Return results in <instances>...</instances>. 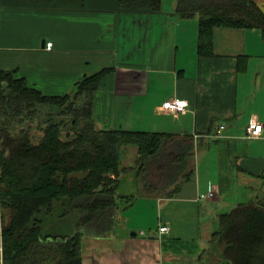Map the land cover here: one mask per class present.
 I'll return each mask as SVG.
<instances>
[{"label":"crops","instance_id":"1","mask_svg":"<svg viewBox=\"0 0 264 264\" xmlns=\"http://www.w3.org/2000/svg\"><path fill=\"white\" fill-rule=\"evenodd\" d=\"M254 1L264 10V0ZM175 11L176 0L160 11L121 0H0V70L47 95H73L83 78L108 69L80 98L91 100L97 128L195 140L193 177L173 197L123 206L113 231L83 239L82 264H225L205 253L219 215L264 201V129L245 137L252 119L264 124V33L215 27L212 53L201 55L198 20ZM174 99L187 100V110L163 108ZM128 151L134 163L125 167L138 158L136 146Z\"/></svg>","mask_w":264,"mask_h":264},{"label":"trees","instance_id":"2","mask_svg":"<svg viewBox=\"0 0 264 264\" xmlns=\"http://www.w3.org/2000/svg\"><path fill=\"white\" fill-rule=\"evenodd\" d=\"M121 3L160 11L163 0ZM175 12L198 20L201 55L212 53L215 27L264 33V10L254 0H176ZM108 71L83 78L73 95H47L14 71L0 70L1 264H82L83 239L113 231L123 206L138 197H173L193 177V136L97 128L91 100L78 102L100 87ZM37 118L45 124L38 142L23 127L14 133V119ZM128 145L137 147L138 158L125 167ZM124 175L132 177L136 193H120ZM218 221L205 251L210 259L264 264V201L239 203Z\"/></svg>","mask_w":264,"mask_h":264},{"label":"rangeland","instance_id":"3","mask_svg":"<svg viewBox=\"0 0 264 264\" xmlns=\"http://www.w3.org/2000/svg\"><path fill=\"white\" fill-rule=\"evenodd\" d=\"M197 20V19H196ZM86 102V100L85 101H79L78 103L79 104H83V103H85ZM45 110V109H44ZM24 116V115H23ZM25 118H26V120H29L28 119V117L27 116H24ZM38 118H40L41 120H45V111L44 112H42L39 116H38ZM38 118H37V120L35 119L34 121H25V122H22V123H19L16 119H14L15 121H13V123L15 124V131H14V133L16 132H18L19 133V131L21 130V128L23 127L24 129H25V131L29 134V136L31 137V139L32 140H34V142H38L41 138H42V136H43V134H44V132H43V129L42 128H44V126H45V124L44 123H42V122H40L39 120H38ZM130 148H134V145H128V146H126V149H127V152L126 151H123V155H122V165L127 161H129V160H127L126 159V161H125V158H127V156L125 157L124 156V154H126L127 153V155H128V149L130 150ZM132 150V149H131ZM134 163V161L132 160V161H129L128 162V164H133ZM129 167V166H128ZM132 177L131 176H129V175H124L123 177H122V185H121V188H120V193L121 194H129L130 192H129V189L130 190H132V194L133 193H136V189H134V186H133V183H132V179H131ZM134 190V191H133ZM145 222H147V219H145L144 220ZM149 228H146L145 230H148ZM106 236V235H105ZM85 239V238H84ZM215 259H217L216 257H214L213 258V260H215ZM1 264V263H0Z\"/></svg>","mask_w":264,"mask_h":264},{"label":"built area","instance_id":"4","mask_svg":"<svg viewBox=\"0 0 264 264\" xmlns=\"http://www.w3.org/2000/svg\"><path fill=\"white\" fill-rule=\"evenodd\" d=\"M53 46L52 42L47 43V49H51ZM188 101L184 99H174L167 100L163 104V108L166 110H170L177 113H183L187 110ZM264 129V124L260 122L257 118H254L250 121L247 133L245 135L246 138H257L261 136ZM214 195L213 191L202 194V198L211 197ZM161 233H165L169 231V227L167 225H161L159 228ZM3 261V246H2V237L0 235V262Z\"/></svg>","mask_w":264,"mask_h":264}]
</instances>
